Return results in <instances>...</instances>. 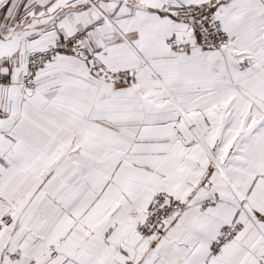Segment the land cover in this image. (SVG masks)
<instances>
[{"label": "snow or ice", "instance_id": "1", "mask_svg": "<svg viewBox=\"0 0 264 264\" xmlns=\"http://www.w3.org/2000/svg\"><path fill=\"white\" fill-rule=\"evenodd\" d=\"M0 264H264V0H0Z\"/></svg>", "mask_w": 264, "mask_h": 264}]
</instances>
